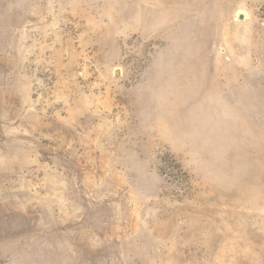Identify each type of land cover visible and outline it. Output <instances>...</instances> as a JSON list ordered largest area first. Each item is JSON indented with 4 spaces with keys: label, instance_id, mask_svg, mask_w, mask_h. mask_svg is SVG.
Returning a JSON list of instances; mask_svg holds the SVG:
<instances>
[{
    "label": "rangeland",
    "instance_id": "rangeland-1",
    "mask_svg": "<svg viewBox=\"0 0 264 264\" xmlns=\"http://www.w3.org/2000/svg\"><path fill=\"white\" fill-rule=\"evenodd\" d=\"M0 264H264V0H0Z\"/></svg>",
    "mask_w": 264,
    "mask_h": 264
}]
</instances>
